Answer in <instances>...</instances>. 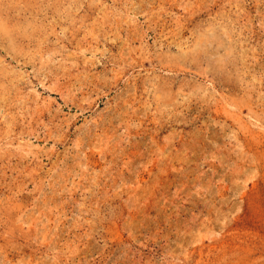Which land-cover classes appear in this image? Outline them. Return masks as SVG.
Instances as JSON below:
<instances>
[{"label": "rangeland", "instance_id": "374dc122", "mask_svg": "<svg viewBox=\"0 0 264 264\" xmlns=\"http://www.w3.org/2000/svg\"><path fill=\"white\" fill-rule=\"evenodd\" d=\"M0 264H264V0H0Z\"/></svg>", "mask_w": 264, "mask_h": 264}, {"label": "bare ground", "instance_id": "6f19581e", "mask_svg": "<svg viewBox=\"0 0 264 264\" xmlns=\"http://www.w3.org/2000/svg\"><path fill=\"white\" fill-rule=\"evenodd\" d=\"M118 37V36H117Z\"/></svg>", "mask_w": 264, "mask_h": 264}]
</instances>
